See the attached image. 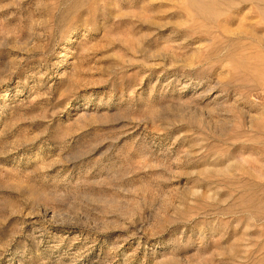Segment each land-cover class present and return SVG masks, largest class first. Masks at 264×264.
Listing matches in <instances>:
<instances>
[{
  "label": "rangeland",
  "instance_id": "374dc122",
  "mask_svg": "<svg viewBox=\"0 0 264 264\" xmlns=\"http://www.w3.org/2000/svg\"><path fill=\"white\" fill-rule=\"evenodd\" d=\"M142 1L0 0V264H264V20Z\"/></svg>",
  "mask_w": 264,
  "mask_h": 264
},
{
  "label": "bare ground",
  "instance_id": "6f19581e",
  "mask_svg": "<svg viewBox=\"0 0 264 264\" xmlns=\"http://www.w3.org/2000/svg\"><path fill=\"white\" fill-rule=\"evenodd\" d=\"M77 1L78 0H76V2ZM79 1H81V0H79ZM145 1H147V0H145ZM155 1L156 0H154V1L152 0L153 3L152 2L151 3L154 4ZM144 2L142 1L140 3H144ZM156 2H157L156 4H158V1H156ZM77 3H79V2H77ZM82 4H83V2H82ZM149 4H150V2H149ZM187 4L190 7H192L191 12L194 14V16L205 20L208 23V27L213 29V30H221L222 28H224V25L226 26V24H230L232 22L234 23L235 21L237 22L238 20L240 21V23L242 22V24L244 22L246 23L248 13H253V14L255 13V15L257 17L262 18L264 20V0H204L201 3H198L196 1L192 2V0H191V3L188 2ZM78 6H81V5H78ZM240 15H241V17H239ZM246 24H248V23H246ZM249 26L251 27L252 25L249 24ZM247 27H248V25H247ZM249 31H250V29H249ZM263 31H264V29L258 31V30H256V28L253 27L252 31L249 32L250 38L247 36H244V37L242 36V39L247 40V41L248 40H250V41L256 40L257 39L256 33L257 32H263ZM242 33L243 32H241L240 34H242ZM260 36H261V34H260ZM260 41L261 40H259V43H260ZM261 44L264 46V43L262 41H261Z\"/></svg>",
  "mask_w": 264,
  "mask_h": 264
}]
</instances>
